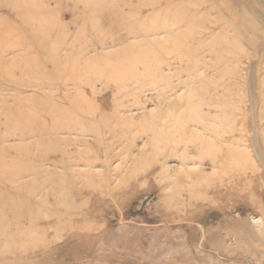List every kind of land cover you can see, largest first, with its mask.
Returning a JSON list of instances; mask_svg holds the SVG:
<instances>
[{"label": "rangeland", "instance_id": "1", "mask_svg": "<svg viewBox=\"0 0 264 264\" xmlns=\"http://www.w3.org/2000/svg\"><path fill=\"white\" fill-rule=\"evenodd\" d=\"M0 264H264V0H0Z\"/></svg>", "mask_w": 264, "mask_h": 264}, {"label": "bare ground", "instance_id": "2", "mask_svg": "<svg viewBox=\"0 0 264 264\" xmlns=\"http://www.w3.org/2000/svg\"><path fill=\"white\" fill-rule=\"evenodd\" d=\"M13 8H14V6H13ZM161 9V8H160ZM158 12H160L159 10H158ZM241 20H242V18H240ZM245 19V18H244ZM177 19H174L173 21H176ZM249 20V19H248ZM251 21V20H250ZM256 22V21H255ZM258 24V23H257ZM158 26H162V24L161 25H155V26H153L152 28H157ZM244 28V27H243ZM253 29V28H252ZM146 30V29H145ZM155 31V30H154ZM158 31V30H157ZM237 34V33H236ZM155 35V34H154ZM199 41V40H198ZM198 41H197V43H198ZM168 42V41H167ZM219 42V41H218ZM120 43V42H119ZM143 43V42H142ZM150 43V42H149ZM182 43V42H181ZM197 43L195 44V47L197 46ZM217 44H221V42L220 43H217ZM217 44H216V46H217ZM171 45V44H170ZM186 45V44H185ZM146 46V45H145ZM170 47V46H169ZM172 47V46H171ZM182 47H183V44H182ZM218 47V46H217ZM146 48H147V46H146ZM142 49H145V48H142ZM149 49V48H148ZM150 49H151V47H150ZM173 49V48H172ZM185 49V51L183 52V53H186V47L184 48ZM146 50V49H145ZM199 50V49H198ZM127 51V50H126ZM147 51V50H146ZM151 51V50H150ZM175 52V51H174ZM116 53V52H115ZM140 53V52H139ZM147 54H148V52H146ZM220 53V52H219ZM127 55V54H126ZM130 55V54H129ZM136 55V54H135ZM145 55V54H144ZM187 55H188V52H187ZM141 56H142V54H141ZM126 57V56H125ZM134 57V56H133ZM118 58H119V56H118ZM145 58V57H144ZM121 60V59H120ZM119 60V61H120ZM133 60V59H132ZM123 61V60H122ZM146 61V60H145ZM199 61V60H198ZM135 62H137V61H135ZM154 62V61H153ZM121 63V62H120ZM124 63V62H123ZM195 63V62H194ZM197 63V62H196ZM117 65H118V63H116ZM116 64H114V65H116ZM136 63H133L132 65H135ZM148 64H149V62H148ZM109 65V64H108ZM116 65V66H117ZM122 65V64H121ZM94 66V65H93ZM107 66V65H106ZM113 66V65H112ZM133 67H135V66H133ZM159 67V66H158ZM93 68V67H92ZM136 68V67H135ZM192 68V67H191ZM193 68H194V66H193ZM95 69H97V67L95 68ZM117 69V70H116ZM115 69V71H119V72H123V70L122 71H120V69H119V67L118 68H116ZM143 69H144V66H143ZM100 70V69H99ZM134 70V69H133ZM147 70V69H146ZM96 71V70H95ZM101 71V70H100ZM102 71H103V68H102ZM114 71V72H115ZM131 71V70H130ZM105 72H107V70L105 71ZM114 72H113V74H114ZM144 72V71H143ZM155 72H156V69H155ZM3 73H4V71H3ZM95 73H98V70H97V72H95ZM107 73H109V72H107ZM70 74V73H69ZM99 74V73H98ZM148 74V73H147ZM151 74V73H150ZM72 74H70V76H71ZM110 75H112V74H110ZM123 75V74H122ZM127 75V74H126ZM144 75V74H143ZM145 75H146V73H145ZM142 76V75H141ZM149 76V75H148ZM72 77V76H71ZM74 77V76H73ZM120 77H122V76H119V75H117V80H118V82L120 83H122V84H124V83H127V80L124 78V80H123V78H121L120 79ZM136 77V76H135ZM134 77V78H135ZM137 77H140V76H137ZM146 77V76H145ZM149 77H151V76H149ZM127 78V77H126ZM132 78V77H131ZM131 78H130V80H131ZM106 79H107V77H106ZM105 79V80H106ZM136 79V78H135ZM138 79V78H137ZM108 80H111V79H108ZM113 80V79H112ZM108 81V82H113V81ZM140 80V79H139ZM152 80H154V79H152ZM162 80V79H161ZM149 81V80H148ZM165 81V80H164ZM141 83V82H140ZM156 83V82H155ZM115 84V83H114ZM135 85H137V84H135ZM131 86V85H130ZM138 86V85H137ZM164 86H165V84H164ZM127 87V86H126ZM142 87V86H141ZM117 88V87H116ZM122 88H123V86H122ZM139 88V87H138ZM137 88V89H138ZM123 90V89H122ZM132 90V89H131ZM139 90V89H138ZM194 90V89H193ZM119 91V90H118ZM189 93V92H188ZM193 94V93H192ZM192 96V95H191ZM200 97V96H199ZM183 99V98H182ZM181 99V100H182ZM192 100H193V98H192ZM195 100V99H194ZM187 101H189V100H187ZM190 102H191V98H190ZM188 103V102H187ZM190 104V103H189ZM198 101H193L192 102V104H190L191 106H190V111H191V113H192V115L193 116H195L196 114H195V112L197 111L196 109H198ZM202 104V103H201ZM183 106V105H182ZM184 106H185V104H184ZM189 108V107H188ZM169 110V109H168ZM172 110H174L173 108H172ZM170 111V110H169ZM174 112V111H173ZM186 113H187V111H185ZM199 112V111H198ZM171 113V112H170ZM190 113V112H189ZM188 113V114H189ZM190 113V114H191ZM183 114H185V113H183ZM162 115V114H161ZM167 116V115H166ZM11 117V116H10ZM184 117V116H183ZM23 118V117H22ZM180 118H181V116H180ZM186 118V117H185ZM184 118V119H185ZM192 118V117H191ZM15 119V118H14ZM17 119H18V117H17ZM24 120V119H23ZM183 120V119H182ZM197 120V119H196ZM179 121V120H178ZM181 121V120H180ZM184 121V120H183ZM191 121V120H190ZM15 123V122H14ZM17 123V122H16ZM21 124V123H20ZM23 124V123H22ZM27 125H28V123H27ZM26 125V126H27ZM37 126V125H36ZM21 127H23V126H21ZM30 126H28V128H29ZM28 128L26 129V130H28ZM30 129V128H29ZM25 130V129H24ZM47 130V129H46ZM64 131L66 132V131H69V129H68V127H66L65 129H64ZM23 132V131H22ZM26 133V132H25ZM50 133V132H49ZM49 135V134H48ZM23 136V135H22ZM52 142V141H51ZM54 143V140H53V142L51 143V144H53ZM50 144V145H51ZM54 145V144H53ZM53 147V146H52ZM51 149V148H50ZM55 149V148H54ZM52 151H54V150H52ZM51 151V152H52ZM48 152V151H47ZM24 156V155H23ZM18 157H20V156H18ZM20 158H23V157H20ZM26 159V158H25ZM31 159V158H30ZM29 161V160H28ZM3 163H4V160H3ZM4 165V164H3ZM2 167V166H1ZM13 171V170H12ZM16 171H14V173H15ZM18 172H19V168H18ZM5 175V174H4ZM18 175V174H17ZM22 174H20V176H21ZM19 176V175H18ZM4 178V177H3ZM22 178V177H21ZM30 185V184H29ZM7 203V202H6ZM23 262V261H22ZM27 262V261H26Z\"/></svg>", "mask_w": 264, "mask_h": 264}]
</instances>
